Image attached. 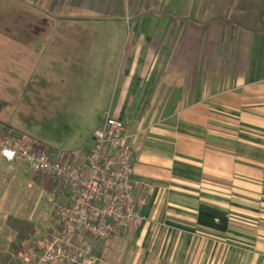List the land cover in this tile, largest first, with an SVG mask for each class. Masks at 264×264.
I'll list each match as a JSON object with an SVG mask.
<instances>
[{"label":"crops","instance_id":"obj_1","mask_svg":"<svg viewBox=\"0 0 264 264\" xmlns=\"http://www.w3.org/2000/svg\"><path fill=\"white\" fill-rule=\"evenodd\" d=\"M0 3L21 17L0 27L4 60L28 73L6 75V93L21 101L30 83L80 67L87 143L105 114L132 142L142 222L101 240L87 264H264V0ZM0 125L26 137L1 109ZM87 150L53 156L83 163ZM37 176L71 199L61 180Z\"/></svg>","mask_w":264,"mask_h":264},{"label":"built area","instance_id":"obj_2","mask_svg":"<svg viewBox=\"0 0 264 264\" xmlns=\"http://www.w3.org/2000/svg\"><path fill=\"white\" fill-rule=\"evenodd\" d=\"M133 152L123 121L108 114L93 131L83 163L55 158L46 145H22L0 129V159L28 164L71 193L68 202L53 203L57 227L22 244L30 264H82L87 252L78 246V234L106 241L137 230L146 197L131 178Z\"/></svg>","mask_w":264,"mask_h":264},{"label":"rangeland","instance_id":"obj_3","mask_svg":"<svg viewBox=\"0 0 264 264\" xmlns=\"http://www.w3.org/2000/svg\"><path fill=\"white\" fill-rule=\"evenodd\" d=\"M0 8V27L5 26L6 22H12V25L20 24V16L5 17L1 3ZM5 36L7 35L0 34V109L3 114L6 113L11 124L24 132L25 138L42 142L57 155L65 154L67 157V153L88 149L86 122L78 114L79 106H84L86 94L91 90L90 82L80 79V76H86L88 71L80 74L78 72L80 67L73 65L61 67L62 75L59 81L57 79L53 81L52 77H49L48 82H43L39 86L30 83L29 91L24 98L21 101L17 100L20 93L16 87L13 88V92L8 90L6 93L5 76L13 74L21 81L20 77H25L28 73L22 74L19 67L14 66L11 69L6 64L3 56ZM53 82H56L54 87ZM20 84L14 82L13 86ZM0 129H3L1 125ZM52 185L53 180L39 182L37 174L30 169L0 161V251H7L14 239L15 232L5 223L9 215L32 222L35 226L34 236L48 233L57 227L53 203L62 199L59 194L55 196L48 191ZM76 240L82 251L87 252L84 255V264L94 256L91 255L92 250L95 251L94 254L99 253V257L101 256L104 241L82 233L76 236ZM115 259L113 253L110 261L114 262ZM0 264L30 262L22 247L19 254L1 261Z\"/></svg>","mask_w":264,"mask_h":264},{"label":"trees","instance_id":"obj_4","mask_svg":"<svg viewBox=\"0 0 264 264\" xmlns=\"http://www.w3.org/2000/svg\"><path fill=\"white\" fill-rule=\"evenodd\" d=\"M17 140L22 145L30 144L34 147H41L43 146L42 143L34 140L27 139L25 137H18ZM6 224L12 230L16 232L14 240L11 241L9 248L7 251H0V262L5 261L11 258L14 255L19 254L22 249V242L28 240L32 237L35 233V226L33 223L26 221L24 219H19L14 216H8L6 220ZM94 252V251H92Z\"/></svg>","mask_w":264,"mask_h":264}]
</instances>
